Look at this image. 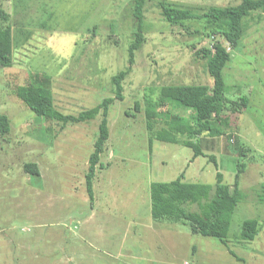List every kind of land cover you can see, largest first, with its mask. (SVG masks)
Wrapping results in <instances>:
<instances>
[{"label": "rangeland", "instance_id": "374dc122", "mask_svg": "<svg viewBox=\"0 0 264 264\" xmlns=\"http://www.w3.org/2000/svg\"><path fill=\"white\" fill-rule=\"evenodd\" d=\"M169 1L215 7L242 2ZM0 8L10 16L14 37V64L0 66V115L12 125V132L0 137V264H264L263 13L249 20L237 47L227 44L231 61L223 71L226 96L234 102L245 96L251 103L238 113L224 112L232 116L227 136L194 138L203 152L194 159V151L182 145L154 140L150 148L146 101L158 102L164 86L212 88L207 62L196 55L209 41L193 34L195 24L169 26L158 6L148 5L146 42L123 82L124 100L110 106V137L91 200L86 177L102 116L56 122L49 132L14 90L28 85L30 74L48 77L55 107L74 116L114 98L112 78L129 68L128 47L138 31L133 0H0ZM251 78L262 82L257 93ZM29 163L38 165L39 176L25 171ZM239 163L245 165L240 173ZM218 172L232 187L239 175L243 193L227 246L193 234L189 224L152 218V183L183 176L184 182L215 186ZM246 220L260 222L251 242L241 239Z\"/></svg>", "mask_w": 264, "mask_h": 264}, {"label": "trees", "instance_id": "16d2710c", "mask_svg": "<svg viewBox=\"0 0 264 264\" xmlns=\"http://www.w3.org/2000/svg\"><path fill=\"white\" fill-rule=\"evenodd\" d=\"M149 4L158 6L163 20L169 26L184 27L186 24L197 26L193 34L209 42L202 46L196 55L206 60L208 73L213 78L212 88L206 85L164 86L158 102L151 99L146 101L145 115L147 130L150 134V148L154 140L182 145L191 148L196 159L202 156L203 152L193 139L203 135L212 138L227 136L232 129V116L224 112L229 108L232 112L238 113L237 109L245 110L250 103L249 98L245 96L235 102L226 96L227 87L223 71L231 61L229 46L237 47L247 32L249 20L253 19L256 13L264 14V0H242L241 4L230 7L194 6L169 0H133L132 12L138 31L135 32L133 41L128 47L129 68L112 78L114 98H106L98 106L74 116L65 115L57 110L53 92L49 88L48 77H44V80L30 74V83L18 86L14 90V95L36 117L45 121L48 126L46 130L49 132L52 131V126L56 122L63 125L85 123L99 115L102 116L99 135L89 160L86 177L91 200H93V181L96 171L110 137L108 125L110 106L116 100H124L123 82L131 73L137 51L146 42L143 25L145 11ZM9 18L10 16L0 8V66L2 68H10L14 64V37L13 28L8 23ZM168 104L172 107L171 110L165 108ZM139 108L137 104L136 109L139 110ZM179 111L189 114L185 115ZM156 127L160 128L156 129ZM11 132L10 119L6 115H0V137L9 135ZM184 136L188 140L179 138ZM238 154L245 156L243 150H240ZM212 160L215 161L214 158ZM238 167L240 173L245 165L239 163ZM24 169L31 175H40L36 163L25 164ZM239 177L237 175L234 187L224 183V176L220 172L217 173L215 186L184 182L183 176L168 183L154 182L150 186L152 218L159 222L189 224L193 234L218 239L227 246L231 218L243 198L237 180ZM262 188L264 190V183ZM261 196L264 202V192ZM186 205H197L199 210L190 211ZM259 232L258 220H246L242 224L241 239L254 241Z\"/></svg>", "mask_w": 264, "mask_h": 264}, {"label": "crops", "instance_id": "0c3cea01", "mask_svg": "<svg viewBox=\"0 0 264 264\" xmlns=\"http://www.w3.org/2000/svg\"><path fill=\"white\" fill-rule=\"evenodd\" d=\"M253 84H251L250 83V87L253 89L252 91H254L255 93H257L256 92V88L259 86V85H261V83L262 82H258V81H256L255 83L252 81V78H251V80H250ZM262 81V80H261ZM259 92V91H258ZM263 98V96H262V93H260V95H259V101H261V99ZM250 103H251V101H250Z\"/></svg>", "mask_w": 264, "mask_h": 264}]
</instances>
